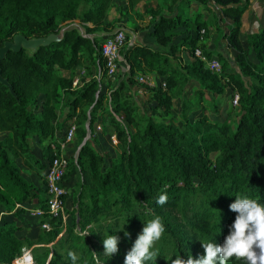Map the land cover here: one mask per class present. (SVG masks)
<instances>
[{"label":"trees","instance_id":"16d2710c","mask_svg":"<svg viewBox=\"0 0 264 264\" xmlns=\"http://www.w3.org/2000/svg\"><path fill=\"white\" fill-rule=\"evenodd\" d=\"M126 1L127 7L134 9L153 0ZM161 1L166 6L157 4L144 12L153 22L150 37L174 51L173 40L179 35L175 31L184 26L187 36L182 42L192 53L198 47L211 59L212 52L204 49L205 39L198 43L201 30L206 36L205 24L195 20L196 36L188 34L186 14L191 0ZM193 1L208 4V0ZM211 1L227 23L221 37L239 72L238 76L229 75L225 83L197 59L183 70L171 68L165 53L136 45L123 55L129 65L127 79L109 89L95 77L103 66V41L85 40L77 32L66 34L60 43L39 48L34 55L11 52L0 62L1 75L13 89L11 94L0 85V134L6 135L0 141V216L12 213L14 217V221L0 218V264H124L145 223L155 216L162 218L165 232L152 249L156 260L146 264H171L177 255L197 259L205 254L202 242H224L237 215L229 209L237 195L264 203V26L241 33L249 0ZM112 2L0 0V48L15 35L46 37L74 21L88 34L111 31L113 26L105 21ZM161 8L167 9V14ZM216 58L224 69L227 62L220 54ZM79 69L85 74L73 87ZM140 69L165 77L164 90L144 88L165 108H171L176 97L172 91L187 80L198 83L199 97L219 96L232 84L239 96L234 128L205 119L190 125L184 117L185 130L181 132L173 125L140 118L124 94L128 84H135L132 78ZM101 115L106 119L100 122H108L121 153L105 171L104 157L93 149L90 139L79 149L77 158L66 156L63 185L77 165L93 187L80 185L73 208L76 216L70 225L45 214L32 237L24 233L15 219L26 212L25 204L38 198V208L46 212L44 177L53 158L50 145L55 144L59 153L57 140L62 141L74 124V139L80 146L86 126L91 132ZM31 137L48 141L41 157L33 154ZM19 162L33 166L41 175L42 190L23 176ZM162 194L167 195V202L160 205L157 200ZM48 219L49 230H42V222ZM108 235L119 237V250L112 256L104 254L103 240ZM228 264L246 262L233 257Z\"/></svg>","mask_w":264,"mask_h":264},{"label":"rangeland","instance_id":"374dc122","mask_svg":"<svg viewBox=\"0 0 264 264\" xmlns=\"http://www.w3.org/2000/svg\"><path fill=\"white\" fill-rule=\"evenodd\" d=\"M190 2L192 3L189 5V8L187 9L188 12L186 14L189 20L190 29L188 34L194 37L196 36V32L194 30L196 25V23H194L195 20L205 24L206 36L204 38V49L212 52L211 59L214 58L221 64V61L216 58L217 54H220L222 60L227 62L225 64V68L222 69L223 71L221 70L219 74L222 81L225 83L229 75H239L236 64L233 62L232 58H230L232 51L221 37L222 32L225 31L227 23L223 20L219 8L214 5L211 0H208V4L206 5L198 4L193 0ZM163 3L164 2L161 0H153L152 2L144 1L139 4L140 6L135 7L134 9H129L127 7L128 5L126 0H113L105 21V24H110V26L112 25L113 27L111 31L107 30L105 32H112L113 30L120 28L124 31L127 41L126 45L119 52L115 77L113 79H104L101 82L102 86L114 89L118 86L121 80L127 79L129 74V65L123 58V55L127 48H132L136 45L151 47L153 50L155 49L165 53L168 56L171 68L183 70L186 65L190 64L195 59L193 53L191 52V47L185 45L184 41L182 42L184 36H187V33H185L186 28L184 26H181L177 29V31H175V33H179V35L173 40V45L177 47L174 51H170L168 47L158 45L156 41L150 37L153 22L151 16L144 12L148 8H151V6H157V4H159L158 6H166L163 5ZM248 5H250V3ZM253 6H264V3L262 4V1H259V3H256ZM161 10L167 14V9L161 8ZM250 18L251 15L248 16V21ZM74 22L79 23L78 21ZM246 23L247 21H245V24ZM246 28L249 32H255L258 30V27L256 28L255 24L252 26L251 22H248ZM104 39L105 38H101L98 40L103 41ZM83 70L84 69H79L75 72L74 81L79 82L80 79L84 77L85 70ZM63 75L69 76V74L66 73ZM141 79H143L146 83H142V81H140ZM132 80L135 84H128L124 94L134 103L137 109V115L140 118L147 117L157 123L173 125L181 132H184L185 130L183 121L184 117L188 120L190 125L199 119H205L209 123L226 122L234 128V124L236 123L238 116V105L234 106L232 103V95L234 94L232 84H229L225 88L224 92L219 96L212 97L210 95H206L199 97L197 95V91L199 89L198 83L193 80H187L179 84L178 87L172 91L173 94H176V97L171 100V108H165L163 106H159V104L152 99L150 93L144 91V88L164 90L163 84H165V77L140 69L135 72ZM62 117L63 114L61 113L60 118ZM103 118L105 117H102V115L98 117V123L93 126L91 132L89 131L88 125L86 126L85 138L87 140L90 139L93 149L103 155L106 164L103 166L102 171H105L106 168H108L119 156L121 150L119 148L116 135L112 128L108 126V122H105L104 124L100 122ZM127 129L128 132L131 133L132 129ZM59 132L58 137L60 138L62 136V132ZM5 137V134H0V141ZM47 144L48 141H38L34 137L29 138L30 148L36 157L42 156V151ZM79 149L80 146H78L76 139H73L72 143L66 148L67 152H63V154L69 157V159H75L77 158ZM73 163L75 166V162ZM19 167L23 176L42 190V177L35 170V168L21 162H19ZM64 184L67 194L64 198L63 208L57 219L65 226L70 225L76 216V212L73 208L75 197L80 189V185L83 184L84 186L90 188L93 186L88 179L87 173L85 171H81L77 165L74 169H71L70 175ZM37 199L38 198H34L30 202V205L35 207V205H37ZM3 220L14 221V217H2V221ZM15 220L17 221V224L21 225L25 229L24 233H28L31 237L38 229H40L39 220L33 218L29 212L28 214L23 212L21 217L16 218Z\"/></svg>","mask_w":264,"mask_h":264},{"label":"clouds","instance_id":"9594fccd","mask_svg":"<svg viewBox=\"0 0 264 264\" xmlns=\"http://www.w3.org/2000/svg\"><path fill=\"white\" fill-rule=\"evenodd\" d=\"M166 202V194H162L157 200L160 205ZM229 209L237 215L222 244L202 242L205 250L203 256L197 259L189 256L185 260L177 255L171 260V264H228L233 257L245 261L246 264H264V203L248 196L237 195ZM164 232L165 226L160 216H155L145 223L132 248L127 252L124 264H146L148 261L156 260L152 249ZM118 243V236L105 237L104 254L112 256L117 253ZM69 255L74 261V254Z\"/></svg>","mask_w":264,"mask_h":264},{"label":"built area","instance_id":"2783aa9c","mask_svg":"<svg viewBox=\"0 0 264 264\" xmlns=\"http://www.w3.org/2000/svg\"><path fill=\"white\" fill-rule=\"evenodd\" d=\"M204 30L199 33L198 43H202L204 40ZM126 45L125 33L122 29L112 36L105 38L100 46L101 55L103 58V66L98 69L96 74V79L101 82L104 79H113L117 71V61L120 50ZM195 59L202 62L205 67L213 72L220 74L221 66L218 60L208 59L202 53L200 48H195L193 53ZM142 83H146L141 79ZM78 84V81H74L73 87ZM165 85L163 84V87ZM239 96L234 94L232 96V103L234 106L238 105ZM75 135V125L71 124L67 130L64 139L62 141L57 140L56 145H59L60 152H57V147L55 144H51V150L53 151V158L51 159L44 177V190H45V200H46V212L42 209H28L31 216L36 218H44L45 214L49 217H59V214L64 205V198L67 194L66 188L63 185V179L66 175L68 168L67 157L63 154L65 146L71 143ZM19 206H16V209ZM42 230H49V219L45 220L41 224Z\"/></svg>","mask_w":264,"mask_h":264},{"label":"water","instance_id":"95a60500","mask_svg":"<svg viewBox=\"0 0 264 264\" xmlns=\"http://www.w3.org/2000/svg\"><path fill=\"white\" fill-rule=\"evenodd\" d=\"M119 30L120 28L113 30L112 32L101 31L88 34L86 32V28L82 24L71 22L62 26L57 33L49 34L46 37L27 39L22 35H15L12 40L6 41L0 48V62L3 61L6 56L11 52L20 53L22 51H27L31 55H34L39 48H46L48 46H51L52 44L60 43L64 39L65 35L68 33L77 32L79 37L85 40L95 41L101 38L112 37L116 35ZM0 85L8 88L9 92L13 94V89L8 83L7 79H4L2 77L1 70ZM86 141L87 139L85 138L82 144L80 145V148L84 145Z\"/></svg>","mask_w":264,"mask_h":264},{"label":"crops","instance_id":"0c3cea01","mask_svg":"<svg viewBox=\"0 0 264 264\" xmlns=\"http://www.w3.org/2000/svg\"><path fill=\"white\" fill-rule=\"evenodd\" d=\"M259 1L261 2L262 1V4L264 3V0H253V1H249L250 5H248V9L247 11L243 14L242 16V25H241V33L242 34H245V33H250L248 30H247V24L248 22H251V25L253 26L254 24L256 25V28L258 27V30L260 29V27L264 26V6H253L255 5L256 3H259ZM149 2H152V1H149ZM255 3V4H254ZM140 6V5H138ZM137 6V7H138ZM155 6V5H154ZM152 7V6H151ZM251 15V18L250 20L248 21V16ZM245 21H247V23L245 24ZM245 29V30H243ZM257 31V30H256ZM255 31V32H256ZM151 48V47H150ZM153 49V48H152ZM155 50V49H154ZM156 51H159V50H156ZM160 52V51H159ZM72 143V142H71ZM69 143V144H71ZM68 144V145H69ZM65 146V149H64V153H66V148L67 146ZM43 189V188H42ZM24 209L26 210V213L28 214V209H40L38 208V204L35 205V207L31 206L30 203H27L24 205ZM12 214V213H11ZM11 214H8L7 216H10ZM2 216H0L1 218ZM33 218H36V217H33ZM39 220V218H36Z\"/></svg>","mask_w":264,"mask_h":264}]
</instances>
